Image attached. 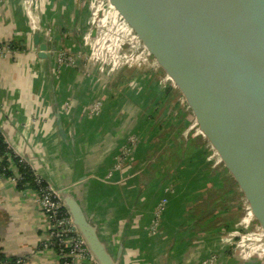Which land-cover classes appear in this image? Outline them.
<instances>
[{
  "label": "crops",
  "instance_id": "obj_1",
  "mask_svg": "<svg viewBox=\"0 0 264 264\" xmlns=\"http://www.w3.org/2000/svg\"><path fill=\"white\" fill-rule=\"evenodd\" d=\"M125 17L113 0H0L1 135L47 186L84 180L77 195L121 264H264V232L243 190L186 98L181 114L166 107L172 79ZM62 53L93 63L59 67ZM140 130L144 142L113 171ZM49 226L33 189L0 174V255L60 264L43 246Z\"/></svg>",
  "mask_w": 264,
  "mask_h": 264
},
{
  "label": "water",
  "instance_id": "obj_2",
  "mask_svg": "<svg viewBox=\"0 0 264 264\" xmlns=\"http://www.w3.org/2000/svg\"><path fill=\"white\" fill-rule=\"evenodd\" d=\"M113 1L183 92L264 232V0ZM35 44L46 58L38 34ZM81 183L49 186L97 264H121L77 195Z\"/></svg>",
  "mask_w": 264,
  "mask_h": 264
},
{
  "label": "built area",
  "instance_id": "obj_3",
  "mask_svg": "<svg viewBox=\"0 0 264 264\" xmlns=\"http://www.w3.org/2000/svg\"><path fill=\"white\" fill-rule=\"evenodd\" d=\"M88 60L86 53L77 54H66L62 53L57 57V64L60 66H69L72 68H77L80 63H86ZM103 104L98 101L94 104L93 110H101ZM0 136L1 131H0ZM3 137V136H2ZM5 143L8 146L11 154L7 157L12 159V157H17L20 164H24L28 167L35 176V184L38 190H33L36 196V202L38 209L49 221V231L43 242L45 249L55 252L60 264H97L94 257L90 254L88 248L85 245L82 237L78 233L75 225L73 224L72 218L66 210L64 204L60 200L58 194L50 187L43 186V179L30 167V165L18 157L17 153L13 151L8 144L7 140L3 137ZM144 142L140 133L132 134L128 137L126 144L120 151L116 158L113 171L119 172L125 168L129 163V159L133 156L136 149ZM11 161L9 170L13 173L11 177L15 183L22 178L19 169ZM2 163V158L0 157V167ZM15 169V171H14ZM169 200L167 198H162L153 210V219L149 226V232L152 236H157L162 226V218L167 209ZM249 215H252V210L247 207ZM0 264H26L23 259H15L14 261H9L8 259L0 258Z\"/></svg>",
  "mask_w": 264,
  "mask_h": 264
},
{
  "label": "trees",
  "instance_id": "obj_4",
  "mask_svg": "<svg viewBox=\"0 0 264 264\" xmlns=\"http://www.w3.org/2000/svg\"><path fill=\"white\" fill-rule=\"evenodd\" d=\"M173 91V88L170 87H166L163 90V94L164 96L168 97L169 95H171ZM183 112V110L179 109V114H181ZM8 154L12 153L10 152V150L8 149L7 144L5 143L4 139L2 136H0V157L2 158V163H1V167H0V174L6 176V177H12L13 173L9 170L10 168V164L11 161L14 163V165H16L19 169L20 175L22 176V178L18 181L17 183V188L19 190H24V189H28L31 188L33 190H38V188L36 187L35 184V176L33 174V172L26 167L24 164H20V161L17 157H12V159H9ZM43 186L47 187V184L43 181ZM0 258L5 259V257L0 255ZM9 261H14L15 259H8Z\"/></svg>",
  "mask_w": 264,
  "mask_h": 264
},
{
  "label": "rangeland",
  "instance_id": "obj_5",
  "mask_svg": "<svg viewBox=\"0 0 264 264\" xmlns=\"http://www.w3.org/2000/svg\"><path fill=\"white\" fill-rule=\"evenodd\" d=\"M87 54V53H86ZM89 56H87L88 58ZM92 61L88 58V60L86 61L85 64L87 65H92ZM159 79L161 81H164L166 79L165 77V74L162 72L161 75H159ZM165 84L163 85V88H162V94L161 96H163V90L166 88V87H170V88H173V91L171 93V95H169L167 98V101H166V107H170L171 108V111L174 112L175 114L179 113V109L181 108H184V104H183V101H184V94L182 91L179 90V88L174 84V83H170V82H167L164 81ZM165 86V87H164ZM160 111H162V109H160Z\"/></svg>",
  "mask_w": 264,
  "mask_h": 264
},
{
  "label": "bare ground",
  "instance_id": "obj_6",
  "mask_svg": "<svg viewBox=\"0 0 264 264\" xmlns=\"http://www.w3.org/2000/svg\"><path fill=\"white\" fill-rule=\"evenodd\" d=\"M183 140V139H182Z\"/></svg>",
  "mask_w": 264,
  "mask_h": 264
}]
</instances>
